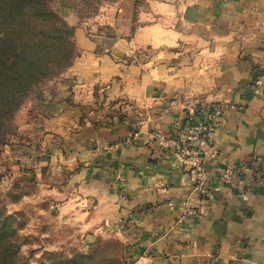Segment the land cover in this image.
Listing matches in <instances>:
<instances>
[{"label":"crops","instance_id":"0c3cea01","mask_svg":"<svg viewBox=\"0 0 264 264\" xmlns=\"http://www.w3.org/2000/svg\"><path fill=\"white\" fill-rule=\"evenodd\" d=\"M75 26L80 54L17 113L5 158L128 264H264V0H116ZM215 104L212 143L183 159L190 112Z\"/></svg>","mask_w":264,"mask_h":264},{"label":"rangeland","instance_id":"374dc122","mask_svg":"<svg viewBox=\"0 0 264 264\" xmlns=\"http://www.w3.org/2000/svg\"><path fill=\"white\" fill-rule=\"evenodd\" d=\"M114 1L51 0V5L73 27L74 33L76 24L87 27L91 32L97 28L107 4ZM74 42L78 56L80 49L75 39ZM62 74L33 92L21 108L28 100L40 97L45 88ZM191 116L182 127L183 136L187 133L188 123L198 118L193 115L191 120ZM15 140H19L16 124L9 130L5 144L0 147V229L5 240L14 245L12 250L17 252L18 263L65 264L81 255L85 259L76 258L74 261L78 264H128L125 249L117 239L101 237L90 244L83 242L85 236L79 228L69 225L61 217V208L65 203L61 200L62 186L42 184L33 178L34 170H23L16 161L5 158ZM192 143L191 146L198 144L195 141ZM183 147L180 140L179 149Z\"/></svg>","mask_w":264,"mask_h":264},{"label":"trees","instance_id":"16d2710c","mask_svg":"<svg viewBox=\"0 0 264 264\" xmlns=\"http://www.w3.org/2000/svg\"><path fill=\"white\" fill-rule=\"evenodd\" d=\"M74 39L51 0H0V147L25 100L72 66ZM2 234L0 229V264H20ZM76 258L85 259L77 255L65 264H78Z\"/></svg>","mask_w":264,"mask_h":264},{"label":"built area","instance_id":"2783aa9c","mask_svg":"<svg viewBox=\"0 0 264 264\" xmlns=\"http://www.w3.org/2000/svg\"><path fill=\"white\" fill-rule=\"evenodd\" d=\"M253 85L258 93L264 96V69L262 70V73L255 78ZM190 114L192 115L190 117L191 120L193 119V115L198 116V118L196 121L188 123L186 126L187 133L185 136L181 137V143L184 147L181 148L178 153L183 159L190 153H193L194 157H198L201 154V149L195 148L197 144L195 146H191V144H193L192 142L195 141V143H198L200 146L212 143L213 134L215 133V130L224 115V107L220 104H215L211 106L210 111H208V113L204 116L198 115L194 111H191ZM237 172L238 169L234 167L226 170L222 177L223 182L231 183L233 175Z\"/></svg>","mask_w":264,"mask_h":264}]
</instances>
